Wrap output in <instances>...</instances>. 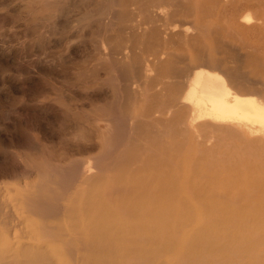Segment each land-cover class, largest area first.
I'll use <instances>...</instances> for the list:
<instances>
[{"label":"bare ground","instance_id":"1","mask_svg":"<svg viewBox=\"0 0 264 264\" xmlns=\"http://www.w3.org/2000/svg\"><path fill=\"white\" fill-rule=\"evenodd\" d=\"M0 9L9 42L22 34L48 83L40 130L54 129L69 163L46 168L54 185L127 160L182 177L200 156L214 168V253L187 264H264V0H2ZM33 197L20 200L39 211L33 233L66 236L46 220L56 206ZM16 218L0 198V223ZM46 250L0 248V264H50Z\"/></svg>","mask_w":264,"mask_h":264},{"label":"rangeland","instance_id":"2","mask_svg":"<svg viewBox=\"0 0 264 264\" xmlns=\"http://www.w3.org/2000/svg\"><path fill=\"white\" fill-rule=\"evenodd\" d=\"M7 33L0 9V198L12 203L18 217L14 230L0 223V248L38 245L48 249L43 254L50 264L206 261L202 256L214 253V168L205 170L197 156L182 177L174 178L160 172L163 165L155 171L152 159L127 160L118 171L110 164L103 173L54 185L49 173L56 171L46 168L69 163L52 143L54 129L40 130V91L48 83L33 53L20 46L22 34L15 33L10 43ZM86 159L79 156L78 163ZM33 195L56 206L46 220L63 225L66 236L33 233L42 222L39 211L20 204ZM208 264H214L210 257Z\"/></svg>","mask_w":264,"mask_h":264}]
</instances>
